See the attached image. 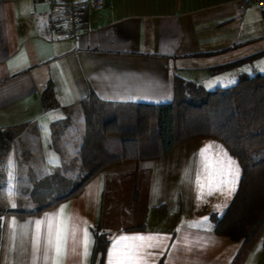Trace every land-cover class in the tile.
<instances>
[{
  "label": "crops",
  "instance_id": "obj_1",
  "mask_svg": "<svg viewBox=\"0 0 264 264\" xmlns=\"http://www.w3.org/2000/svg\"><path fill=\"white\" fill-rule=\"evenodd\" d=\"M248 46L257 51L252 52L255 58L264 56V9L244 6L242 0H106L101 10L91 11L88 28L76 39L68 37L58 4L0 0V132L19 133L10 140L12 145H4L0 185L10 184L5 178L9 174L32 177L56 168L77 170L75 158L87 128L82 101L92 92L105 103L129 107L171 103L176 76L207 90H225L237 83L240 73H249L248 63L235 70L216 69L252 57L233 56ZM50 83L58 105L47 109L42 94ZM44 123V133L26 135L33 145L21 139L22 130ZM214 141L238 165L239 181L230 197L219 192L209 195L215 185H204L201 199L197 177L200 169H209L198 153L209 143L216 153ZM241 177V166L226 147L201 136L161 157L111 165L78 196L43 213L1 216L0 264H50L44 260L46 226L41 225L36 252L34 222L62 206L64 218H71L70 227L80 229L77 242L84 228L94 241L82 262L79 243L73 253L70 240L63 264H107L112 241L134 234L170 238L161 248L149 250L155 253L149 264H232L242 241L218 234L215 218L226 212ZM27 181L31 185L32 178ZM15 190L16 200L30 194L26 186ZM42 203L27 210L1 205L35 211ZM97 230L110 235L102 262L93 260ZM263 262L264 245L259 242L244 264Z\"/></svg>",
  "mask_w": 264,
  "mask_h": 264
},
{
  "label": "trees",
  "instance_id": "obj_2",
  "mask_svg": "<svg viewBox=\"0 0 264 264\" xmlns=\"http://www.w3.org/2000/svg\"><path fill=\"white\" fill-rule=\"evenodd\" d=\"M90 13L86 1L81 11L84 29L88 28ZM255 56L216 70L238 69ZM42 103L47 109L58 105L52 83L43 91ZM82 105L87 128L75 158L80 175L72 189L48 198L35 211H15L0 205V217L13 214L24 218L43 213L78 196L89 181L111 165L161 157L178 144L201 136L221 142L242 169L232 202L221 218H215L218 234L242 241L232 264H244L259 242L264 245V74L240 73L237 83L225 90H207L202 84L176 76L171 103L118 106L124 112L118 118L110 110L117 106L101 101L93 92ZM127 110H132L131 114ZM4 145H0V156ZM109 242L108 233L95 232L93 260L103 261Z\"/></svg>",
  "mask_w": 264,
  "mask_h": 264
},
{
  "label": "snow or ice",
  "instance_id": "obj_3",
  "mask_svg": "<svg viewBox=\"0 0 264 264\" xmlns=\"http://www.w3.org/2000/svg\"><path fill=\"white\" fill-rule=\"evenodd\" d=\"M213 144H206L200 149L198 155L210 170V175L216 181L215 187L209 191V195L213 192H219L221 195L230 197L236 190V185L239 181V167L236 162L227 154L222 146H216L215 158L212 156ZM200 188V198H203L204 185L198 183ZM8 195H13L12 189L9 188ZM9 206L16 207L14 200L10 199ZM217 207H220L217 205ZM64 206L57 212L45 214L43 220L35 221L37 235L35 239V251L40 250V228L41 225L46 226L45 235V254L44 260L50 261V264H63L67 256L68 244L71 240L74 245L72 251L76 252L75 245L79 243L81 251L82 262L86 260L90 254V245L94 243L91 239V234L87 228L82 230V239L77 242L76 233L80 231L77 226L70 227L69 218H64ZM15 224V220L11 221ZM170 239L161 234H134L131 236L121 235L116 237L108 250L107 264H149V257L154 256L155 253L149 251L150 249L161 248L164 241ZM167 247V245H164ZM175 247V244L172 245Z\"/></svg>",
  "mask_w": 264,
  "mask_h": 264
},
{
  "label": "rangeland",
  "instance_id": "obj_4",
  "mask_svg": "<svg viewBox=\"0 0 264 264\" xmlns=\"http://www.w3.org/2000/svg\"><path fill=\"white\" fill-rule=\"evenodd\" d=\"M251 47L252 46H248V49L245 48V50H242L241 53H239V55H238V53H236L233 56H246V55L252 56V54L254 52H257V51H252L253 49H251ZM249 49H251V50L248 51V53H247L246 51ZM247 66L249 68V71H248L249 73H252L251 71L255 70V71H258V72L264 74V56L253 59L251 62H249L247 64ZM110 110H111V113L112 114L114 113L115 117H117V118L120 117L121 114H124L123 111L119 110L118 106L113 107L112 109L110 108ZM55 111H58V110L55 109ZM127 112H128V114H131L132 110H129V111L127 110ZM123 119L126 121L128 120L126 118H123ZM36 126L22 130L21 133H23V134H21L22 135L21 139L26 141L27 140V139H25L27 137L26 135L34 136V134L39 135L40 133L42 134L45 132L44 131V130H46V124L45 123L39 124ZM18 134L19 133H17L16 131L0 132V145L1 144L12 145L13 141L10 142V140L12 139V137L14 139L15 135H18ZM205 141H207V140H205ZM15 142H16V145H18V146L22 145V143H23V142L21 143V141H18V140H16ZM29 143L32 144V142L26 141V144L29 145ZM212 143H214L215 145H218V146H222L220 143H218L216 141H214ZM37 145H39V143H37ZM18 146H17V148H19ZM37 147H39V146H37ZM6 149L7 148H5V150ZM216 151H217V149H214L213 152H216ZM215 155H216V153H212L213 158H215ZM76 169L77 170H75V172H73L74 170L73 169L70 170V168H68V169L67 168H56L51 173H47V174L35 173L34 175H32V177H30V176L28 177V175L26 173L9 174V176L5 175V178L10 179L11 182L9 185H0V205L6 204L7 206H9V201H10V199H12V200H14V202L16 204V208H22V209L27 210V209L33 208L34 204L36 205L39 202L46 201L48 198H51V197L56 196L58 194H62L64 192H68L74 186L75 181L77 179H79V175H80L79 174L80 173L79 166H77ZM28 178H32V181H30L31 185H28L29 184V181H27ZM13 180H16V182L20 183V185H14L12 182ZM26 181H27V185H22V183L26 182ZM198 183H202L203 185H215L216 181L212 179V177L210 175V170L203 171L200 169L198 177H197V185H198ZM25 186L30 189V194L27 197H21L18 200H16V198L14 196V194L16 193V190H15L16 187H20V189L21 188L23 189ZM9 188L12 189V193H13V195L11 197L8 195Z\"/></svg>",
  "mask_w": 264,
  "mask_h": 264
},
{
  "label": "built area",
  "instance_id": "obj_5",
  "mask_svg": "<svg viewBox=\"0 0 264 264\" xmlns=\"http://www.w3.org/2000/svg\"><path fill=\"white\" fill-rule=\"evenodd\" d=\"M62 7L65 15V31L70 39H76L83 34L81 11L86 1L91 11L101 10L106 0H48ZM244 6H256L264 9V0H242Z\"/></svg>",
  "mask_w": 264,
  "mask_h": 264
}]
</instances>
